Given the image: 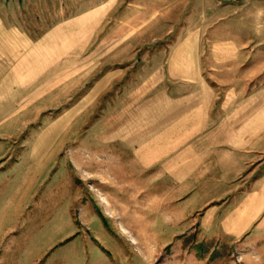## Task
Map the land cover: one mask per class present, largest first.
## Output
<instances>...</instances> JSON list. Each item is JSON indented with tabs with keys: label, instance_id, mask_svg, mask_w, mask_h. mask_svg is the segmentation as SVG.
I'll return each mask as SVG.
<instances>
[{
	"label": "crops",
	"instance_id": "0c3cea01",
	"mask_svg": "<svg viewBox=\"0 0 264 264\" xmlns=\"http://www.w3.org/2000/svg\"><path fill=\"white\" fill-rule=\"evenodd\" d=\"M120 1L0 0V122L26 121L10 113L12 107L49 104L51 88L65 89L60 67L71 53L78 56L86 50ZM136 4L132 17L121 21L143 26L125 31V58L140 59L137 66L125 65V182L151 187L148 193L138 190L143 201H152L159 211L169 207L173 216L179 211L180 216H193L207 206L202 222L208 233L233 239L238 249H249L261 260L264 0ZM152 26L181 29L164 48L149 49L161 38ZM117 75L111 72L99 79L93 95ZM9 134L0 128V137ZM38 142L19 161L0 165V232L20 230L19 240L28 227L19 220L34 199L35 187L47 180L48 160L54 154ZM9 153L0 146V160ZM96 222L93 218L91 226L95 224L99 235ZM81 229L77 219L68 234L77 231L72 236H78ZM99 245L101 250L86 241L84 250L110 257Z\"/></svg>",
	"mask_w": 264,
	"mask_h": 264
},
{
	"label": "rangeland",
	"instance_id": "374dc122",
	"mask_svg": "<svg viewBox=\"0 0 264 264\" xmlns=\"http://www.w3.org/2000/svg\"><path fill=\"white\" fill-rule=\"evenodd\" d=\"M136 3L121 0L86 50L66 58L60 67L65 71V89L51 88L49 104L12 107L10 113L27 120L0 122L1 129L10 130L9 136L0 137V146L10 151L0 165L14 164L25 151L30 154L38 140V146H49L54 153L48 160L47 180L35 187L34 199L19 220L28 226L24 238L19 240L20 230L0 232V264H74L71 260L80 264H264V257L260 260L251 250L238 249L233 239L208 233L202 222L207 206L193 216H180L181 211L173 216L169 207L159 211L152 201H143L144 191L151 187L125 182V65L137 66L140 60L135 51L134 58H125V31L136 32L143 26H125L121 21L132 17ZM151 29L161 34L149 48L154 49L170 44L181 27ZM111 72L118 74L116 78L93 95L97 81ZM102 196L111 208L105 207ZM93 218H97L96 228L100 225L99 235L95 224L94 229L91 226ZM77 219L83 229L72 236L77 231L68 234V230ZM90 240L111 256L84 250Z\"/></svg>",
	"mask_w": 264,
	"mask_h": 264
},
{
	"label": "bare ground",
	"instance_id": "6f19581e",
	"mask_svg": "<svg viewBox=\"0 0 264 264\" xmlns=\"http://www.w3.org/2000/svg\"><path fill=\"white\" fill-rule=\"evenodd\" d=\"M103 197V196H102ZM102 201L104 202V204H105V207H110V202L107 200V199H105L104 197L102 198ZM111 208V207H110ZM121 230H122V232L124 233V234H126L127 236H130L131 235V232L128 230V229H126L124 226H122L121 227ZM134 243H136V239L135 238H133V239H131Z\"/></svg>",
	"mask_w": 264,
	"mask_h": 264
}]
</instances>
